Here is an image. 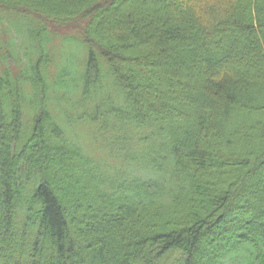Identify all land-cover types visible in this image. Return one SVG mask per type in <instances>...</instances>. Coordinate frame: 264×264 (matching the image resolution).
Returning <instances> with one entry per match:
<instances>
[{
	"label": "trees",
	"instance_id": "obj_1",
	"mask_svg": "<svg viewBox=\"0 0 264 264\" xmlns=\"http://www.w3.org/2000/svg\"><path fill=\"white\" fill-rule=\"evenodd\" d=\"M0 12L38 42L49 25L72 29L87 49L79 102L103 60L120 123L147 130L131 152L109 137L120 166L102 171L49 127L48 86L71 87L66 67L47 76L37 47L29 134L24 91L0 73V264H159L175 251L177 264H264V0H0Z\"/></svg>",
	"mask_w": 264,
	"mask_h": 264
},
{
	"label": "rangeland",
	"instance_id": "obj_2",
	"mask_svg": "<svg viewBox=\"0 0 264 264\" xmlns=\"http://www.w3.org/2000/svg\"><path fill=\"white\" fill-rule=\"evenodd\" d=\"M30 24L19 14L11 15V13L0 12V73H5V70L9 71L24 91L23 101H25L21 104L23 130L28 132L27 129H30L32 125V117L36 113V108H34L36 102L31 103L29 99V79H26L23 73L31 75L32 70L30 69L36 60L37 52L40 55L44 52L49 61L44 71L47 76L48 73L50 75L62 73L63 78H72L71 87L66 90L50 91V85L48 86L46 99L51 113L48 117L50 129L55 130L57 127L68 142L74 141L73 143L79 146L83 154L90 158V163H95L102 171L104 169L114 170L115 167L118 169L120 163L117 156L121 151L118 152L116 143L123 142L121 150L123 148L124 152L136 150L140 147V142H143V138L138 134L147 133V130L120 123L118 118H120L122 96L115 81L109 76L110 73L103 60L98 59L102 73L96 80L97 85L94 84L95 89L85 97L84 102H79L81 89L78 83L87 66L86 47L74 37V33L70 32L72 29L55 28L51 25L46 32H43V35L38 34L39 42L33 40L34 31ZM37 47L43 52L38 51ZM58 67L59 70L66 67V72L59 73ZM112 117L116 119L115 122ZM119 127L121 130L118 132ZM122 136L125 139L121 140ZM109 137L113 141L119 140L115 141L112 149L107 146ZM129 171L145 177H154L152 173L141 167H130ZM180 258V253L175 251L166 259L161 260L159 264H177L175 260Z\"/></svg>",
	"mask_w": 264,
	"mask_h": 264
}]
</instances>
